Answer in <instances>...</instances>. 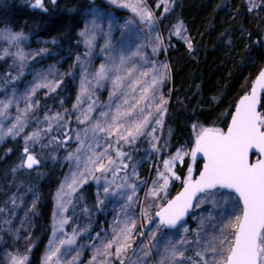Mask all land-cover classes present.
Instances as JSON below:
<instances>
[{"label": "rangeland", "instance_id": "obj_1", "mask_svg": "<svg viewBox=\"0 0 264 264\" xmlns=\"http://www.w3.org/2000/svg\"><path fill=\"white\" fill-rule=\"evenodd\" d=\"M87 1H89L88 5L79 13L83 20L79 36L87 51L88 59L83 63L73 65L67 74L56 72L52 67L50 68L47 62L43 61L41 56L44 52V42H41L38 37H32L31 30L24 31L22 27L11 23L9 16L0 14V33L9 31L23 33L26 37L19 44L0 39V60L8 58L16 60L22 72L19 77L13 78L5 87L1 86V81L6 82V79L4 76L0 77V100L11 99L13 101V105L7 112L8 118H0V125H2L3 131H6L15 122L17 116L24 122L23 131L14 136L3 135L0 142L6 139H17L26 134L28 130L32 134L33 129L34 132H39V137H42L46 133L44 130L56 121L55 119L46 120L45 117L51 118L59 113L63 119L65 112H62L61 108L68 95L63 83L67 77L76 87L74 117L77 118L76 121L79 124L87 126L85 136L82 134L79 137V151L76 150L66 157L67 165L64 176L54 194L52 229L43 256V264L51 250L50 241L54 240L53 231L56 230V226L61 220L66 222L63 223V232L57 231V238L70 239L75 235V243L65 244L60 248V252L57 253L59 264H121V260H123V264H161L166 255L164 249L171 247L168 242L176 244L180 239H185L188 242L176 244L178 251H183L185 256V259L177 261L176 264H195L200 260V257L196 255L198 251L203 252L205 258L211 259L216 254L204 251L208 247V243L210 241L215 243L219 250L220 245L213 238L220 237L219 229L232 219L233 213L239 214L233 207L235 196L229 192L220 189L213 190L217 194L212 200H205L199 207L195 205L189 220L174 230L165 229L159 225L158 221H155L147 231L145 230L147 222L162 207L161 204L170 199H167L170 185L184 183L189 166L194 170L193 178L200 170L199 162L193 163L188 156H185L183 163L178 162L174 168L176 174L181 177L180 170L186 165L184 178L170 180L167 196L165 198L146 196V193L152 188L153 182L157 180L158 171H164L162 162L170 159L176 151L187 150L190 152L193 148L190 150L187 146H181L174 153L161 156L158 138L157 140L151 138L152 141L148 140L149 143L146 146L142 145L141 136L146 134L152 122L151 117L143 130L144 134L138 136L132 143H125L123 140L117 143L119 137L115 132L109 136L106 132L97 131L93 134L92 131L96 122L106 128L111 123L110 117L116 113L118 106L123 111L129 108V105L138 103L137 113L140 108H143L145 116L149 112L152 115H160L156 108L163 104L160 102L161 91L163 83L169 75V67L160 58L162 51L167 49L168 41L163 36L157 11L159 10L161 15L167 13L171 8V1L151 0L154 5L152 6L149 0H143V7L152 13L153 27H149L147 23L141 21L131 7L121 6L122 4H136L137 0H117L116 4L111 3L110 0ZM34 4L35 2H33ZM165 8L168 11H165ZM96 11L100 14L95 15ZM93 21H95V25L92 23ZM176 26L171 31V38L188 42L184 27L178 36L176 35ZM81 32H85L86 36H81ZM92 36H94L93 44L89 47L86 38ZM31 40L35 41L33 45H31ZM5 49H7V54H5ZM21 50L26 57L23 61L16 55ZM135 53L139 54L135 55ZM121 58L125 60L123 65L120 64ZM102 64L109 69V72L107 78L98 83L95 73L98 72ZM132 68H135V71L131 76L126 75V70ZM141 73H147V75H141ZM116 76L123 78L121 87H114L113 81ZM85 78L87 91L81 95V82ZM153 78L157 81L154 85H152ZM130 81L138 82L134 92L129 88ZM45 82L60 83L55 91H50L45 87L36 88L37 84ZM150 85L151 87H149ZM33 88H35L34 94L31 91ZM145 88H149L146 98L139 100ZM59 89L66 92H63L62 98L57 103L45 110L43 118L33 128L31 122L35 120L40 111L37 100L38 92L41 91L48 95ZM78 98L81 101L79 104ZM125 98L129 101L128 105L123 103ZM29 105H31L30 109ZM89 107L92 109L90 112L88 111ZM26 109L29 110L25 114ZM101 112L109 113V118L102 117ZM85 113L89 117L87 120L84 119ZM262 113L264 114V105ZM128 126L127 123H124V127L120 131L124 132ZM81 141H83V147H81ZM25 142L29 149V146H34L37 140ZM154 143L155 148L153 147ZM109 144L111 147H108ZM106 149L105 163L110 158L115 161V164L108 165L112 169L111 171H96V166L89 164L87 158L93 154V151L99 154L105 152ZM137 150H140L139 154L133 155ZM117 151H122L127 155L119 157ZM27 154H32L37 158L32 152L25 153L22 160L24 165ZM123 165H127V167ZM74 175L77 182L69 188L68 185L71 184ZM129 184L136 185V194L131 201L127 199L133 191L128 187ZM62 186H64L63 192H61ZM105 188L108 189L107 193ZM38 199L39 194L36 193L32 199L27 200L17 214L11 227L15 252L0 250V264H10V255H27L29 258L35 245L39 242L41 233L34 224L33 215ZM80 200L81 205L79 204ZM61 203L64 205L63 208L59 207ZM133 222L135 227H131ZM126 224L131 229V247H128L118 259L115 255L116 245L114 244L112 248H106L105 245ZM95 227L97 229H94ZM183 227L188 229L187 233L183 232ZM224 235L230 237L231 232L226 230ZM145 253L149 254L145 255ZM51 264H57V257H53ZM163 264H169V261L164 259Z\"/></svg>", "mask_w": 264, "mask_h": 264}, {"label": "trees", "instance_id": "obj_2", "mask_svg": "<svg viewBox=\"0 0 264 264\" xmlns=\"http://www.w3.org/2000/svg\"><path fill=\"white\" fill-rule=\"evenodd\" d=\"M170 1L172 5L167 13L161 15L157 11L163 36L168 41L167 49L160 55L169 67L160 100L166 101L162 104L166 111L161 125L155 123L160 115H151L152 122L141 136L145 146L153 136L158 138L161 156L172 154L181 146L191 150L200 129L224 131L238 100L248 93L264 66V0ZM33 2L35 0H0V14L9 16L10 22L24 31L31 30L32 37L44 42L43 61L56 72L67 74L73 65L88 59L79 36L83 24L79 13L89 1L55 0L52 3L43 0V8L34 7ZM181 22L188 38L186 43L171 38V31ZM20 74L16 60H0V77L6 79V82L1 81L2 87ZM63 84L68 91L61 108L65 116L51 123V131H46L28 149L37 156L40 166L27 170L22 161L27 145L24 138L32 135L29 130L17 139L0 142V250L15 252L12 224L27 200L39 194L33 215L41 237L27 264H43L52 229L54 194L64 176L66 157L78 149L77 136H85L87 132L86 124H79L73 113L76 87L68 77ZM66 91L59 89L48 95L38 92L40 111L31 122L33 128L43 118L45 110L57 103ZM185 170L186 165L180 170L183 178ZM182 185L172 183L167 199Z\"/></svg>", "mask_w": 264, "mask_h": 264}, {"label": "snow or ice", "instance_id": "obj_3", "mask_svg": "<svg viewBox=\"0 0 264 264\" xmlns=\"http://www.w3.org/2000/svg\"><path fill=\"white\" fill-rule=\"evenodd\" d=\"M55 3V0H51ZM111 3L116 4L117 0H110ZM34 7L43 8V0H35ZM122 7H131L133 12H136L141 21L147 23L149 27H153V17L152 13L143 7V0H137L136 4H122ZM46 10V9H45ZM168 11L167 8L164 9ZM251 10V9H249ZM98 11L95 15H99ZM95 25V21L92 22ZM183 23L181 22L176 26V35L181 34L183 29ZM81 36H86L85 32L80 33ZM0 39L8 41L9 43L19 42L24 37L23 33H12L5 32L0 33ZM158 39V38H157ZM94 36L91 38H86V43L89 47L92 46ZM189 47L191 44L189 43ZM7 54V49L4 50ZM139 53H135L138 55ZM18 58L23 61L26 59L22 50L16 53ZM125 63L124 58H121L120 64ZM23 67V65H21ZM118 70V69H117ZM135 68L126 70V75L131 76ZM109 69L105 65H100L98 72L95 73L97 82L106 79L108 76ZM141 75H147V73H141ZM122 77L116 76L113 81L114 87L122 86ZM85 80L81 82V95H83L87 89L85 87ZM157 81L153 78L152 85ZM60 82L52 83L45 82L43 84H37L36 88L45 87L50 91H55L59 87ZM138 82H131L129 88L131 91H135L136 84ZM151 87V85L149 86ZM32 93H35V88H33ZM149 88H145L143 93L139 97V100H144ZM264 92V70L259 73L254 86L252 87L249 94L245 95L237 105L235 112L231 119V125L228 127L227 131L214 128H203L200 129L196 136L195 147L189 152L187 150L176 151L170 159L164 160L162 162L164 171H158L157 180L153 182L152 188L146 193V196L152 198H165L167 196V189L170 180H180L181 177L176 174L174 168L175 165L183 163L184 157L188 156L194 163L197 154H201L206 158L203 170L198 173V178L193 179V168L191 166L187 169V177L184 181L183 191L177 195L174 199L168 200L166 205L161 208L156 215L160 218L159 224L167 228H176L177 225L182 221L188 210L193 206V200H196V205L199 207L205 200H212V198L217 194L216 192L210 191L214 189H230L235 193L233 198V207L237 209L239 214L233 213L232 219L223 225L219 229L221 235L219 238H213L214 241L218 242L220 249L218 250L215 243L209 242L208 247L205 248V252L211 251L216 255H213L211 259H207L203 252H197L196 255L200 257L199 261L195 264H264V159H257L254 163L250 162V153L253 150L264 155V114L257 111V106L260 103L259 94ZM81 101L78 98V104ZM123 103L125 105L129 104L128 99H124ZM163 103H166L164 101ZM13 105V101L0 100V118L7 119L8 109ZM139 104L129 105V108L121 110V107H117L116 113L110 117L111 123L105 128L99 122L94 123L92 127L93 134L97 131L106 132L107 135L112 136L113 133L119 137L117 143L123 140L125 143H132L135 139L143 135V130L149 123V117L152 115L151 112L147 116L143 115L144 109L140 108L139 112L136 109ZM31 105H29V109ZM25 110L26 112L29 110ZM88 111H92L89 107ZM157 113L160 114L161 118H157L155 123L158 125L162 124V115L166 111L162 104L158 105L156 108ZM100 115L105 118H109V113L101 112ZM46 120H59L62 119L59 113L53 117H45ZM84 119H89L87 113L84 114ZM129 126L125 128L124 132L120 129L124 127V123ZM84 122L83 120L81 121ZM24 122L19 116L15 118V122L3 131L2 125H0V139L3 135L14 136L18 135L20 131H23ZM44 131H51V127L45 129ZM87 131V130H85ZM155 132V129L152 130ZM126 133V134H125ZM151 134V133H150ZM39 132H33L31 136L26 137V140H38ZM79 140V136H77ZM153 140L155 137L153 136ZM81 147H83V141H81ZM111 147V144L108 145ZM155 148V143L153 144ZM159 151V149H156ZM24 151L27 153L28 148L25 147ZM79 151V149H77ZM107 155V149L103 153H95L87 158L88 163L95 165L96 171H111L112 169L108 165L115 164V161L108 158L105 163V158ZM119 157H124L127 153L122 151H117ZM71 158V157H69ZM39 161L31 154L27 155L25 164L28 168H32L33 165L38 164ZM24 166V165H22ZM127 167V165H123ZM135 175V172L133 173ZM82 175V174H81ZM75 175L73 176L71 184L68 185L69 188L76 184ZM86 182V181H85ZM132 194L127 197L129 201L136 194V185L129 184ZM64 186L61 188L63 192ZM75 190V189H73ZM105 192L108 189L105 188ZM197 194H203V196L197 199ZM59 195V194H58ZM59 207L63 208L64 205L61 203ZM147 215V212H145ZM66 221L61 220L56 226V230L53 231V241H50V252L45 258V264H51L53 257H57V264H59V257L57 253L60 252V248L65 245H71L75 243V235L70 239H58L57 231L63 232V223ZM131 227H135L133 222ZM184 233L188 232L186 227L182 228ZM230 231L231 236L224 235L225 231ZM154 238V237H153ZM131 229L126 224L124 228L120 229L119 233L114 235V238L108 242L105 247L112 248L116 245L115 255L120 259L121 254L131 247ZM188 241L185 239H180L176 244H185ZM171 247H166L164 249L166 255L163 260L169 261V264H176L177 261L185 259L184 252L178 251L176 244L171 241L168 242ZM199 243V241H197ZM149 253H145L148 255ZM10 264H27V255H10ZM191 259V258H188ZM123 264V260H121Z\"/></svg>", "mask_w": 264, "mask_h": 264}, {"label": "water", "instance_id": "obj_4", "mask_svg": "<svg viewBox=\"0 0 264 264\" xmlns=\"http://www.w3.org/2000/svg\"><path fill=\"white\" fill-rule=\"evenodd\" d=\"M262 70H264V66H263V68L261 69V71H262ZM261 71H260V72H261ZM260 72H259V73H260ZM258 76H259V74H258V75L256 76V78L254 79V81H253V83H252V85H251L250 90H249L248 93H246L245 95H247V94L250 93V91H251L252 87L254 86V83H255L256 79L258 78ZM245 95L241 96L240 99L238 100V102H237V104H236V106H235V108H234V111H233L232 114H231V117H230V120H229L228 126H227V128L224 130L225 132L227 131L228 127L231 125V119H232V116H233V114H234V112H235V109H236L237 105L239 104V101H240ZM259 96H260V103H259L258 106H257V111L262 113L261 109H262V105H263V103H264V92H261V93L259 94ZM194 147H195V145H194ZM27 155H29V154H27ZM31 155H32V154H31ZM32 156H33V155H32ZM26 158H27V156H26ZM26 158H25V161H26ZM35 158H36V157H35ZM36 159H37V158H36ZM249 159H250V162H253V163H254L257 159H264V155H261L259 152H256L255 150H253V153H250V157H249ZM37 160H38V159H37ZM38 161H39V160H38ZM195 161L201 163V168H200V170L198 171V173H199L200 171L203 170V166H204V163L206 162V158L203 157L201 154L198 153L197 156H196V160H195ZM38 166H40V162H39L38 164L33 165L32 168H28V167L26 166V164H25V167H26L28 170H34V169H36ZM198 173H197V175L193 178L194 180L198 178ZM183 188H184V184L182 185V187L180 188V190H179V191H178V192H177L172 198H170L169 200L174 199L177 195H179V194L183 191ZM214 190H216V189H214ZM220 190H222V191H226V192H229V193L233 194L234 196L236 195V194L233 193L232 190H230V189H220ZM210 191H213V190H210ZM202 195H203V194H197V199H199V197H201ZM166 203H167V202H166ZM166 203H165L163 206H165ZM195 205H196V200L194 199V200H193V206H192V208L188 210V213L185 215L184 219H183L182 221H180V223L177 225V227H179L180 225L185 224V223L188 221V219L190 218L191 213H192V211H193ZM163 206H162V207H163ZM162 207H161V208H162ZM161 208H160L157 212H159V211L161 210ZM157 212H156V213H157ZM156 213H155L154 216H152V217L150 218V220L147 222V225H146V227H145V230H146V231L150 228V226H151L155 221H158V223H159L160 218L156 215ZM159 225H160V224H159ZM160 226L164 227V228L167 229V230H174V229L177 228V227H176V228H167V227H165V226H163V225H160Z\"/></svg>", "mask_w": 264, "mask_h": 264}]
</instances>
